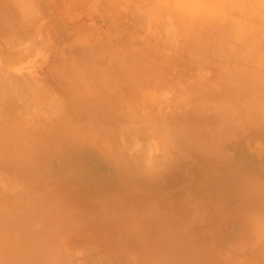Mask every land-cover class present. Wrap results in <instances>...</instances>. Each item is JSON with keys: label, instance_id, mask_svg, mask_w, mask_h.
<instances>
[{"label": "rangeland", "instance_id": "obj_1", "mask_svg": "<svg viewBox=\"0 0 264 264\" xmlns=\"http://www.w3.org/2000/svg\"><path fill=\"white\" fill-rule=\"evenodd\" d=\"M14 1L0 68L30 99L1 83L0 264H264V50L198 53L141 0Z\"/></svg>", "mask_w": 264, "mask_h": 264}, {"label": "bare ground", "instance_id": "obj_2", "mask_svg": "<svg viewBox=\"0 0 264 264\" xmlns=\"http://www.w3.org/2000/svg\"><path fill=\"white\" fill-rule=\"evenodd\" d=\"M15 1H18V0H15ZM14 1V2H15ZM31 1V0H30ZM29 1V2H30ZM34 1V0H33ZM32 1V2H33ZM140 0H138V2H139ZM186 1L187 0H141V2H139L140 4H141V6L144 8V10L142 11L144 14V20H145V22H143V23H145L146 24V21H149L150 20V23H151V21L153 20V17L154 18H159V17H162V16H165L166 18H173L174 17V20H176V25L178 26V28H176V29H179V31L177 32L179 35H182V36H185L184 38H183V41H184V39L186 38V36H188V35H190V38H189V36H188V38L189 39H191V40H189V41H192L193 40V42H192V44L194 43V49H195V47H197V52L199 53V52H201V50H202V45L204 44V43H206V41L208 40V39H213L214 40V45H212V52L214 53V56H218V57H224V56H226V57H229L230 58V60H231V58L233 59H235V61H234V63H236V60L238 59V56H245L246 58H244L243 60L245 61V62H247V61H251V60H253V61H255V59H253V58H255L254 56L255 55H257V54H259V53H261V51L262 50H264V37H263V39H261V34H260V31L256 28V27H254V28H252V27H250V26H252V25H249V23L250 24H255L254 26H259L260 27V24H261V22H262V19L264 20V0H206V3L207 4H209L208 6H207V9H206V15L205 16H201L200 14H198L196 11V4H197V1L196 0H190L192 3H194V5H191V7H189L188 6V4L186 3ZM12 2V1H11ZM13 2V3H14ZM23 2H24V0H23ZM22 2V3H23ZM117 2H118V0H117ZM116 2V3H117ZM138 2H137V0H136V3L138 4ZM19 3H21V2H19ZM18 3V4H19ZM21 3V4H22ZM120 3V1L117 3V4H119ZM131 3H132V1H131ZM131 3H129V4H131ZM136 3H134L133 2V6L132 7H134V9H136L135 8V6H134V4H136ZM212 3H214V4H217V7H213L212 6ZM24 4V3H23ZM22 4V6H25V4L23 5ZM31 4V3H30ZM33 4V3H32ZM140 4H138V6L140 5ZM20 5V4H19ZM31 5H29V7H30ZM129 7H130V5H128ZM0 7H2V6H0ZM28 7V4H27V6H26V8L28 9L29 8ZM142 7H141V9H142ZM186 7H188L189 8V13L188 14H191L190 16H191V18H190V20H192L191 22H189V23H187V24H185L186 22H184L183 23V14L186 16V14L184 13V8H186ZM3 8V7H2ZM25 8V7H24ZM24 8H22L23 10H25ZM31 9H34L33 11H31L32 13L31 14H34V11H35V8L36 7H30ZM30 8H29V10H30ZM187 8V9H188ZM21 9V10H22ZM186 9V10H187ZM41 10V9H40ZM7 11V10H6ZM129 11V10H128ZM8 12V11H7ZM17 12V11H16ZM23 13V12H22ZM26 14H28L27 12H26ZM30 14V13H29ZM29 14H28V16H29ZM187 14V15H188ZM202 14V13H201ZM261 14V15H260ZM17 15V14H16ZM197 15H199V16H197ZM260 15V16H259ZM23 16V15H22ZM27 16V15H26ZM168 16H170V17H168ZM189 15H188V19H189V17H190ZM233 16H234V18H233ZM19 17V16H18ZM30 17V16H29ZM152 17V20L150 19ZM260 17V18H259ZM262 17V18H261ZM164 18V17H163ZM172 18L170 19L171 21H172ZM187 18V17H186ZM186 18H185V20H186ZM139 19H142L141 18V16H139V17H137V20H139ZM29 20V19H28ZM143 20V19H142ZM143 20V21H144ZM155 20V19H154ZM153 20V21H154ZM158 20V19H157ZM163 21H164V19H162ZM168 19H166V21H167ZM250 20V21H249ZM15 21V20H14ZM24 21H25V19H24ZM159 22H160V20H158ZM157 21V22H158ZM171 21H169V22H171ZM30 22V21H29ZM155 22H156V20H155ZM154 22V23H155ZM162 22V21H161ZM161 22L159 23V24H161ZM173 22H175V21H173ZM24 23V22H23ZM158 24V23H157ZM158 24V25H159ZM173 24V23H172ZM172 24L171 23H168V25L170 26H172ZM148 25V24H147ZM174 25V24H173ZM163 26V25H162ZM171 26L170 27H167V26H165V27H167L166 29L168 30V28L170 29V31L171 32H173L172 31V28H171ZM177 26H174V27H177ZM264 26V25H263ZM263 26H261L262 27V29H263ZM147 27V26H146ZM161 27V26H160ZM146 29V28H145ZM164 29V28H163ZM174 29V28H173ZM12 30V29H11ZM166 30V31H167ZM174 31H175V29H174ZM165 33H168V32H165ZM39 34V33H38ZM172 34V33H171ZM170 34V35H171ZM263 34H264V32H263ZM263 34H262V36H263ZM35 35V34H34ZM166 35V34H165ZM164 35V36H165ZM179 35H177V37L179 36ZM177 37H174V38H177ZM8 38H9V36H8ZM19 38V37H18ZM15 39V38H14ZM13 39V40H14ZM22 39V38H21ZM32 39H33V37H32ZM187 39V38H186ZM10 40V39H9ZM26 40V39H25ZM155 40V39H154ZM30 41V40H29ZM32 41V40H31ZM182 41V40H181ZM7 42V41H6ZM16 42V41H15ZM19 42H20V44H21V42H23V41H21V40H19ZM18 42V43H19ZM28 42V41H27ZM43 42V41H42ZM107 42V41H106ZM105 42V43H106ZM149 42V41H148ZM180 42V41H179ZM208 42V41H207ZM18 43H16V44H18ZM159 43V42H158ZM173 43H174V41H173ZM176 43V42H175ZM175 43H174V46H175ZM181 43V42H180ZM203 43V44H202ZM4 44V43H3ZM24 44V43H23ZM22 44V46H24ZM46 44V43H45ZM176 44H178V43H176ZM207 44H209V43H207ZM213 44V43H212ZM11 45H12V43H11ZM19 45V44H18ZM94 45V44H93ZM7 46H8V44H7ZM15 46V45H14ZM44 46V45H43ZM159 46V45H158ZM19 47H21V46H19ZM30 47H31V45H30ZM39 47V46H38ZM46 47H47V45H46ZM141 47V46H140ZM164 47V46H163ZM206 47V45L204 44V48ZM11 48V47H10ZM26 48L27 47H25V49L23 50V51H26ZM41 48V47H40ZM39 48V49H40ZM96 48H97V46H96ZM95 48V49H96ZM180 48H181V45H180ZM42 49V48H41ZM46 49V48H45ZM93 50V49H92ZM96 50H99V51H102V49H101V47H100V49H96ZM161 50V49H160ZM191 50V49H190ZM41 51V50H40ZM99 51H96V53L98 52L99 53ZM4 52V51H3ZM33 52V51H32ZM34 52H35V54H36V48L34 47ZM39 52V51H38ZM92 52H95V51H92ZM116 52V51H115ZM159 52V51H158ZM187 52V51H186ZM204 52V51H203ZM2 53V52H1ZM85 52L83 51V54H84ZM104 53V52H103ZM112 53V52H111ZM110 53V54H111ZM117 53V52H116ZM24 54H26V53H24ZM31 54H33V53H31L30 52V56H31ZM39 54V53H38ZM37 54V55H38ZM91 54H93V53H91ZM100 54V53H99ZM99 54H97L98 56H99ZM109 54V55H110ZM117 54H119V51H118V53ZM137 54V53H136ZM86 55H87V53H86ZM114 55V54H113ZM161 54H159V56H160ZM197 55H199V54H197ZM35 56V55H34ZM94 56H96V55H94ZM118 56H120V55H118ZM26 57H27V55H26ZM38 57V56H37ZM84 57V56H83ZM86 57V56H85ZM92 57V56H91ZM100 57V56H99ZM257 57V56H256ZM110 58V57H109ZM189 58H191V57H189ZM201 58V57H200ZM200 58H198V59H200ZM261 58H262V56H261ZM28 59V58H27ZM94 59V58H93ZM93 59H92V61H93ZM186 59V58H185ZM77 60V59H76ZM96 60V59H95ZM111 60V59H110ZM192 60V59H191ZM56 61V60H55ZM98 61V60H97ZM4 62V61H3ZM109 62H111V61H109ZM186 62V61H185ZM232 62V61H231ZM115 63V65H116V63L117 62H113V64ZM184 63V62H183ZM199 63V62H198ZM233 63V62H232ZM232 63L230 64V66L232 65ZM234 63H233V66H234ZM10 64V63H9ZM96 64H97V62H96ZM95 64V65H96ZM108 64V63H107ZM181 64H182V62H181ZM95 65H93L94 67H95ZM115 65H113V66H115ZM185 65H186V63H185ZM236 65V64H235ZM256 65V64H255ZM2 66V65H1ZM96 66H98V64L96 65ZM6 67H8V65L6 66ZM11 67V66H10ZM9 67V68H10ZM238 67H239V65H238ZM3 68V67H2ZM2 68H0V85H1V83L2 82H7V81H5L7 78L6 77H8L7 75H10V73L9 74H6V72H5V69L3 70ZM115 68V67H114ZM8 69V68H7ZM100 69V68H99ZM233 69V68H232ZM9 70V69H8ZM85 70V69H84ZM93 70V69H92ZM241 70V69H240ZM3 71V72H2ZM96 71V70H95ZM94 71V72H95ZM5 72V73H4ZM117 72V71H116ZM115 72V73H116ZM241 72V71H240ZM257 72V71H256ZM86 73V72H85ZM110 73H112V72H110ZM114 73V72H113ZM112 73V74H113ZM234 73H236V71L234 72ZM90 74V73H89ZM99 73H97L96 75H98ZM101 74V73H100ZM111 74V76H113ZM250 74V73H249ZM11 75H13V73L11 74ZM11 75H10V77H11ZM14 75H16V74H14ZM91 75H92V73H91ZM90 75V76H91ZM251 75V74H250ZM250 75H249V78H250ZM2 76H4L5 77V80H4V78L2 77ZM21 76V75H20ZM23 76V75H22ZM21 76V77H22ZM78 76V75H77ZM89 76V75H88ZM107 76V75H106ZM109 76V75H108ZM237 76V75H236ZM9 77V78H10ZM26 77H28V76H26ZM81 77V81L83 82L84 80H82V76H80ZM96 77V76H95ZM257 77H258V75H257ZM29 78V77H28ZM33 78V77H32ZM106 78V77H105ZM113 78V77H112ZM24 79V78H23ZM108 79H109V77H108ZM22 80V79H21ZM32 81H33V79H31ZM34 80H36V78L34 79ZM87 80V79H86ZM89 80H91V79H89ZM89 80H87L89 83H86V81L85 82H83L82 83V85H85L86 87H91V86H96V87H98L99 88V90H100V93L101 92H103L104 90H103V82L102 81H104L102 78H100V80H99V78H95L94 80H92V81H89ZM113 80V79H112ZM114 80H115V77H114ZM12 81H13V79H12ZM18 80H16V82H17ZM25 81V80H24ZM31 81V82H32ZM79 81V80H78ZM27 82L30 84V82L29 81H26V86H27ZM3 83V84H4ZM12 84L10 85L9 84V82H8V84L7 83H5V84H7L8 86H9V88L7 87V91H13V92H7V91H5V89H2L1 87H3V84H2V86L0 87L1 89V91L2 90H4L3 91V94L5 95L4 96V98L8 95V96H11V99H14L16 102H14V103H17V105H22L23 106V104H25L26 103V99H30L29 97L27 98V96H26V91H30V90H27V87L24 85V83H22V81L21 82H19L18 81V83H19V85L22 83L23 85H24V87H26L25 89H24V87H23V85H22V87H21V85L19 86V85H17V86H15L14 87V85H16V84H14L15 82H11ZM37 83H39V82H37ZM79 83V82H78ZM4 84V85H5ZM28 84V85H29ZM32 84V83H31ZM34 84V86L35 87H37L38 85H35V83H33ZM6 85V86H7ZM238 85V84H237ZM236 85V86H237ZM239 86V85H238ZM18 87V88H17ZM19 87H21V88H19ZM240 87H242L241 85H240ZM4 88V87H3ZM6 88V87H5ZM42 88H44V87H42ZM29 89V88H28ZM35 89V88H34ZM37 89H38V87H37ZM45 89V88H44ZM48 89V88H47ZM109 89V88H108ZM240 90V89H239ZM14 91H17L16 93H15V95H11V93H14ZM35 91H37V90H35ZM32 92V91H31ZM45 92H49V91H46V89H45ZM6 93V94H5ZM8 93V94H7ZM47 93H45V94H47ZM51 93V92H50ZM54 93V92H53ZM233 93V92H232ZM235 93V92H234ZM2 94V93H1ZM2 94V95H3ZM107 94H109L108 92H107ZM106 94V95H107ZM94 95H95V93H94ZM97 95H99V94H97ZM102 95H103V93H102ZM7 96V97H8ZM52 96V95H51ZM50 96V97H51ZM57 96V95H56ZM96 96V95H95ZM52 97H55V95L53 94V96ZM51 97V98H52ZM104 97V96H103ZM10 98V97H9ZM57 98V97H56ZM55 98V99H56ZM7 99V98H6ZM11 99H10V101H11ZM53 99V98H52ZM58 99H59V97H58ZM89 99V98H88ZM87 99V100H88ZM60 100V99H59ZM97 101V100H96ZM238 101H240V100H238ZM54 102H56V100H54ZM52 103L51 104V106H54V105H56L55 103ZM11 103V102H10ZM12 104V103H11ZM27 104V103H26ZM25 104V105H26ZM40 104V103H39ZM54 104V105H53ZM59 104H61V103H59ZM6 105V104H5ZM17 105H15V106H17ZM98 105V104H97ZM22 106H20V107H22ZM61 107H62V105H61ZM15 108H17V107H15ZM51 109H54V107H51ZM58 109H60V108H58ZM63 109V108H62ZM16 110V109H15ZM19 110H20V108H19ZM101 110V109H100ZM18 111V110H17ZM29 111V110H28ZM19 112V111H18ZM52 112H54V111H52ZM57 112H58V110H57ZM97 113V112H96ZM34 114V113H33ZM33 114L32 113H30V115H31V117L33 116ZM94 115V114H93ZM27 116H29V115H27ZM35 116V115H34ZM29 119H30V117H29ZM32 121V120H31ZM107 129V128H106ZM96 131H100V129L99 130H96ZM100 132H102V131H100ZM158 136V135H157ZM159 138V137H158ZM151 141V140H150ZM99 142V141H98ZM154 143V142H153ZM145 146H143L142 147V150H145V148H144ZM146 151H147V148H146ZM131 153V152H130ZM124 154H125V152H124ZM124 154L122 153V152H120L119 151V154H118V157H119V159L120 158H125L124 157ZM125 156H130V154L129 155H125ZM145 156V155H144ZM132 157L134 158V156L132 155ZM132 157H131V159H130V157H129V160H127V161H130V163H131V160L133 161V159H132ZM135 160H138L137 158H135ZM133 163V162H132ZM143 164H146V163H143ZM148 165V164H147ZM149 166V165H148ZM147 166V167H148ZM144 168L145 169H147L146 168V165H144ZM149 168H151L150 166H149ZM148 170V169H147ZM154 214V213H153ZM154 217V216H153ZM101 259V258H100ZM94 260V259H93ZM93 260H92V262H93ZM97 260V258L95 259V261ZM104 261V260H103ZM91 262V264H93ZM95 263V262H94ZM71 264H72V261H71Z\"/></svg>", "mask_w": 264, "mask_h": 264}]
</instances>
